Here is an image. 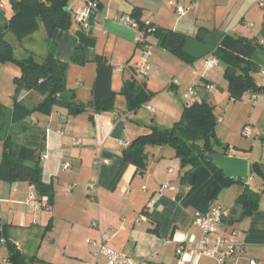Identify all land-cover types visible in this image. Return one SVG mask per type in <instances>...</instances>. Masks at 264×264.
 <instances>
[{
  "label": "crops",
  "instance_id": "crops-1",
  "mask_svg": "<svg viewBox=\"0 0 264 264\" xmlns=\"http://www.w3.org/2000/svg\"><path fill=\"white\" fill-rule=\"evenodd\" d=\"M242 1L207 0L203 3L201 0H101L102 7L91 13L88 18L89 27L84 30L97 41L96 47L88 50L87 55L90 59L95 56L107 59L113 68L112 89L115 92H120L126 83L138 80L142 47L145 45H137L138 30L121 20L136 9L141 10L144 23L152 24L157 29L187 35L189 42L186 50L197 57V61L189 65L164 49L155 36L146 37L145 42L150 47L149 71L146 79L139 82L144 83L153 94L151 101L144 105L148 112H130L123 96L117 97L113 110L96 112L93 106L96 64H70L67 74H74L76 80L72 85L74 89L71 85L66 86L63 97L82 106L85 111L72 115L64 106H58L50 116L34 114L25 122L11 123L9 129L0 134V161L7 135H13L20 144L27 147L44 146L43 181L51 187L49 193L53 195L50 203V194L40 196L27 182L8 184L0 181V217L11 241L18 242L10 234L11 226L26 229L41 222L53 245L67 255L70 262L73 260L74 264L93 261L95 250L87 241L99 240L100 233L111 237L109 246L112 249L130 254L140 264H216L214 260L204 257L195 262L190 260L189 254L201 239V232L194 223L195 211L183 207L177 199L178 196H185L190 187L181 182L183 169L177 171L179 160L175 152L162 147H148L146 168L140 172L135 165L122 159L125 148L121 143H131L137 137L147 134L150 126L170 128L171 122H179L187 105L184 96L191 88L196 90L197 101L205 99L213 107L212 103L225 105L226 102L227 107L223 113L216 114L218 124H224L221 131L228 130L233 114H239L247 107H251L249 120L256 126L261 122L264 117V94L248 93L241 101L230 99L224 76L226 65L215 60L212 55L216 45L226 35L260 43L264 41L263 10L260 13L261 27L258 30H247L251 11L259 8L257 0H254L250 10L239 17L238 23H231V7H236ZM8 3L9 0H1V25L11 18L5 15ZM83 5L84 0H70L69 9L73 14L75 9ZM190 5L193 6L191 11L183 16L178 14V7L188 8ZM208 10L217 11L219 28V34H214L213 42L209 44L207 41L211 32L201 25ZM73 23L70 32L56 31L52 41L48 40L44 27L40 26L36 33L22 42L33 44L40 39V44L44 45L43 49L37 50L41 59L54 49L58 60L70 63L79 46L76 31L82 29L75 20ZM37 33L40 35L38 38ZM200 34L203 35L202 40L196 39ZM16 42L18 40H11L13 45ZM28 52L37 56L34 50ZM261 57L264 60V52ZM209 60L216 61L213 68L207 67ZM13 74H10L11 77ZM258 75L264 77V71L261 69ZM43 98L35 92H25L19 101L28 109H33ZM149 106L155 109V113L148 110ZM168 111L174 114L172 121H169ZM242 124L239 126L241 136L245 128ZM47 129L50 133L46 132ZM260 130H263L264 135V121ZM262 138L260 141H264ZM219 140L229 146V156L241 157L239 151H249L243 146L233 147L229 139ZM251 150H254V145ZM255 163L262 164L264 172V156ZM66 164L70 165L68 169H64ZM261 181L258 211L244 220L235 223L225 221L220 226L221 236L237 231L239 241L243 244L244 255L230 259L227 264H264V179L261 178ZM90 183L98 187L94 198L88 191ZM31 196L37 200L33 207L26 204ZM238 197L230 198L228 192L220 194L214 205L231 210ZM94 223L98 226H94ZM180 247L184 248V261L177 252ZM10 256L11 249L6 246L0 261L7 258L9 264H14L10 262ZM56 258L58 261L53 264H64L59 263L60 257Z\"/></svg>",
  "mask_w": 264,
  "mask_h": 264
},
{
  "label": "trees",
  "instance_id": "trees-1",
  "mask_svg": "<svg viewBox=\"0 0 264 264\" xmlns=\"http://www.w3.org/2000/svg\"><path fill=\"white\" fill-rule=\"evenodd\" d=\"M87 1L94 3L96 8L102 7L101 0ZM9 2L12 4L14 14L7 23L0 24V62L12 63L20 68L21 76L14 80L18 90L35 92L44 98L33 109H28L19 99L14 100L12 110L0 104V134L7 131L11 123L25 122L34 114L50 116L58 106H64L72 115L83 113L85 109L82 106L63 97L70 64L78 66H84L89 62L96 64L97 79L93 90V106L98 113L113 110L118 96L125 97L130 112L138 111L151 101L153 94L139 80L126 83L120 92L112 89L113 68L102 56H95L93 59L88 57L87 51L94 49L97 41L88 36L83 29L76 31L79 46L70 63L58 60L54 49L43 56L41 61H37L33 55L23 59L16 58L14 45L6 40L7 33L22 41L36 33L42 25L48 40L52 41L56 31L70 32L74 20L72 12L66 11L70 0H9ZM141 14V10L136 9L130 17L146 37L155 36L164 49L189 65L197 61V57L186 50L189 42L187 35L146 24L142 21ZM202 37L203 35L196 39L202 40ZM263 52V42L234 35L224 36L216 45L212 55L215 60L226 65L224 76L228 83L230 99L233 101H241L248 93L264 94V86L257 81V75L262 69ZM218 123L215 109L207 100L187 104L180 121L174 127L150 126L147 134L137 137L124 150L122 159L135 165L138 171L144 172L148 161L146 151L148 147L166 145L173 147L176 157L181 160L182 169L185 170L181 182L190 187L185 196H178L177 199L183 207L193 209L194 216L197 213H206L214 206L223 189L244 183V180L227 179L223 171L208 157L215 154L228 155L229 146L221 148L223 153L217 149L223 146L217 136ZM44 149L43 145L37 148L24 146L13 135H7L0 161V181L8 184L27 182L40 196L50 194L51 187L43 181ZM251 173L264 179L263 165L252 164ZM49 197L51 203L53 195L50 194ZM260 198L261 193L254 194L245 186L234 208L231 210L226 208L231 211L230 219L227 221L235 223L251 217L259 209ZM1 237L7 239V246L11 249L10 262L24 264V255L15 249L4 224L0 228ZM33 264L53 263L34 258Z\"/></svg>",
  "mask_w": 264,
  "mask_h": 264
},
{
  "label": "rangeland",
  "instance_id": "rangeland-1",
  "mask_svg": "<svg viewBox=\"0 0 264 264\" xmlns=\"http://www.w3.org/2000/svg\"><path fill=\"white\" fill-rule=\"evenodd\" d=\"M207 0H201V2L205 3ZM8 8L7 11L5 13V15L7 17H12L14 14V9L12 7V4L9 2L8 4ZM254 6V0H243L242 2L236 4V7H231V11H232V20L231 23H238L240 21V16L244 15L248 10H250L252 7ZM209 13H205L204 14V18L202 19V26H204L205 28H208L210 30V37L209 40L207 41V43H211L213 42L214 39V34L218 35L219 34V28L217 27L218 25V21H216V18L218 17L216 15L217 11H210L208 10ZM262 12L261 9L257 8L256 10H252L249 18L247 20L248 24H253V28H249L247 26V30H258V28L261 27L262 22H261V18H260V13ZM208 16V17H207ZM216 16V17H215ZM42 26V25H41ZM43 27V26H42ZM215 29L216 32H215ZM39 33L36 34V38H38ZM17 40V38L11 34V33H7L6 34V40H8L9 42H11V40ZM40 39H38L36 45L35 43L31 44L27 41L22 42V41H18L14 44L15 47V56L18 59H23L26 57L30 56V52H28V50H34L35 53H37V61H41L40 58V53L37 52V50L43 49V44H40ZM222 68V67H221ZM15 69H17L18 71H16ZM262 70L264 71V60L262 61ZM17 73V74H13V73ZM68 73V71H67ZM0 104L6 106L9 109H13V105H14V100L15 99H21L23 98V96L25 95L24 90H18L17 89V85L15 84L14 80L15 78H19L21 76V70L17 65H14L12 63H1L0 62ZM10 74H13V76L11 77ZM75 76L72 73L67 74L66 76V86L68 85H73V83H75ZM258 82L261 85H264V77H260L258 75L257 77ZM69 87V86H68ZM73 88V86H72ZM74 89V88H73ZM215 107V112L216 114H220L223 113V111L225 110V108L227 107L226 102L225 105H221V104H214L212 103ZM242 106V105H240ZM146 107H141L140 109H138V112L140 110H143L145 112H148L146 109ZM251 107H247L246 109L243 110V112L241 113H237V114H233L234 118L232 117V119L230 120V126L228 127L227 131H221L222 130V126H224V124H218V127L220 130L217 129V135L220 139H223L222 141H224V139H229V141L231 143H233V147L234 145H239V146H243L245 147V149H248V152H241L239 151L238 155H241V157H246V159H248L251 162V165L254 164L255 162L259 161L260 157L264 156V141H260L261 137H264L263 135V130H260L262 127V122L264 121V117L261 120V122L256 126L252 123L250 119V111ZM168 114V118L169 121H172L173 119V115L169 114L170 111L166 112ZM150 114V113H149ZM232 114V113H231ZM152 116V115H149ZM154 118V117H153ZM180 121V120H179ZM177 123V122H176ZM174 122H171V126H169L170 128L174 127L175 124ZM240 123L244 124V127H251V129L253 130V137L252 138H245L241 136V130L239 131V126ZM242 124V125H243ZM226 125V124H225ZM168 128V127H167ZM243 129V128H242ZM219 131V133H218ZM222 147H217V149L220 150L221 153H223V148L226 147L227 144H224V142H222ZM254 145V150H251V146ZM162 148L164 149H168V150H172L173 152L176 151L173 147L166 145L163 146ZM222 148V149H221ZM236 151V150H233ZM239 157V156H236ZM179 160V165L177 166V171L180 172V170L182 169V164H181V160L179 158H177ZM183 171V175L185 174V170H181ZM182 175V177H183ZM189 181H191L189 179ZM248 186V188L255 193H260L262 191V181L261 178L258 175H255L254 173L250 174L249 179L244 180L243 184H234L232 185L231 188L229 189H223L221 194H227L228 192V197L233 198L236 195H240V193L243 192L244 187ZM262 193V192H261ZM224 200V199H223ZM2 222V221H1ZM7 223V222H5ZM3 224V222H2ZM10 234L12 235V237H16V239H18L17 241L22 245L23 248V255L25 258V263L24 264H33V259L34 258H38L40 260L46 261V262H51L53 263L54 261H58L55 260L57 259L56 257H60L61 258V262L59 263H69L70 262V258H68L67 255H64L62 252L58 251V248L56 246L53 245L52 240L49 239L48 234L46 232L45 229V225L43 226L42 223H38L35 226H30L26 229H22L20 227H10ZM74 261L71 260L70 264H74Z\"/></svg>",
  "mask_w": 264,
  "mask_h": 264
},
{
  "label": "built area",
  "instance_id": "built-area-1",
  "mask_svg": "<svg viewBox=\"0 0 264 264\" xmlns=\"http://www.w3.org/2000/svg\"><path fill=\"white\" fill-rule=\"evenodd\" d=\"M173 5V3H170ZM257 4L261 10L264 11V0H257ZM0 7H3L0 5ZM193 6L190 5L188 8H177V12L179 15L183 16L186 12L191 11ZM96 10V5L92 2H88L84 0V5L75 9L73 12V18L83 30H87L88 18L91 13ZM122 22L126 25L131 26L134 29L138 30V24L130 17L121 18ZM249 28H253V24H248ZM146 35L144 32L138 30V37L136 39L137 45H145L142 50V62L138 72V80L144 81L147 77L149 71V46L146 44ZM264 45V41H263ZM216 65L215 60L207 61V67L213 68ZM210 90L213 88L209 87ZM184 101L186 104L193 103L197 101V93L194 88L188 90V92L184 96ZM148 110L152 113H155V109L151 106L148 107ZM119 118V116H117ZM34 123H36L34 121ZM47 133H50V130H46ZM253 135V130L251 127L247 126L244 128L242 132V136L245 138H251ZM77 145V143H75ZM121 145L127 149L130 146V143L124 141ZM99 164V163H98ZM70 167L69 164L64 166V169H68ZM34 190L35 188L32 187ZM164 188H168V186H164ZM145 189V188H144ZM98 187L95 183H90L88 185V191L92 194L93 198L96 195ZM26 204L28 206H35L37 204V200L34 196L29 197L26 200ZM231 211L226 209L225 207L214 205L210 208V210L206 213H197L194 216L195 226L201 232V239L197 243L196 247L190 252V260H194V262L202 257L214 260L216 264H227L230 259H238L244 255L243 244L239 241V233L237 231L231 232L228 236H221L220 226L227 220L230 219ZM94 226H98V224L94 223ZM2 227V222L0 218V228ZM111 237L106 233H100L99 240H88L87 243L94 248L93 261L88 262L87 264H140L133 256L125 252H117L109 246V242ZM14 245L15 249L23 253L22 245L19 242L11 241ZM8 244V241L5 237L0 238V259L3 248H5ZM184 248L180 247L178 249V255L180 259L184 257L183 253ZM182 257V258H181ZM184 261V258L183 260ZM0 264H9V260L7 258L0 261ZM251 264H255V262H251Z\"/></svg>",
  "mask_w": 264,
  "mask_h": 264
},
{
  "label": "water",
  "instance_id": "water-1",
  "mask_svg": "<svg viewBox=\"0 0 264 264\" xmlns=\"http://www.w3.org/2000/svg\"><path fill=\"white\" fill-rule=\"evenodd\" d=\"M66 11L70 12V9L66 8ZM208 157L217 168L223 171L227 179H249L251 164L248 159L221 154L208 155Z\"/></svg>",
  "mask_w": 264,
  "mask_h": 264
}]
</instances>
